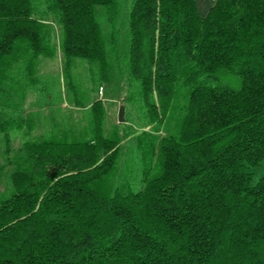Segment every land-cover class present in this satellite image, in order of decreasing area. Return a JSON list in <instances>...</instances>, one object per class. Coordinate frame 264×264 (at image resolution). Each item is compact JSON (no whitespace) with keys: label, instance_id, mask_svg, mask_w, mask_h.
Wrapping results in <instances>:
<instances>
[{"label":"trees","instance_id":"1","mask_svg":"<svg viewBox=\"0 0 264 264\" xmlns=\"http://www.w3.org/2000/svg\"><path fill=\"white\" fill-rule=\"evenodd\" d=\"M121 10L0 0V264H264V0H130L124 47ZM55 27L74 96L81 60L131 111L108 137L96 101L89 140L14 148Z\"/></svg>","mask_w":264,"mask_h":264},{"label":"rangeland","instance_id":"2","mask_svg":"<svg viewBox=\"0 0 264 264\" xmlns=\"http://www.w3.org/2000/svg\"><path fill=\"white\" fill-rule=\"evenodd\" d=\"M130 0H121V43L125 46L127 38L126 19ZM101 22L108 30L103 18ZM56 28L55 56L41 58L36 64V82L27 92L22 110L14 115H21L28 122L29 134L23 131H12V144L18 148L27 139L42 141L89 140L93 137L92 106L96 101L102 103L105 135L112 137L119 131L118 126L126 122L127 111L124 99L127 89L121 75L115 70L109 74L108 81H102L101 73H92L88 65L75 60L73 64V83L76 97L68 89L64 75L63 58L60 48V32ZM124 51V48L122 52ZM125 106V122H119L120 107ZM130 109V110H129ZM3 144L0 134V163L4 162ZM255 181L264 176V163L254 169Z\"/></svg>","mask_w":264,"mask_h":264},{"label":"crops","instance_id":"3","mask_svg":"<svg viewBox=\"0 0 264 264\" xmlns=\"http://www.w3.org/2000/svg\"><path fill=\"white\" fill-rule=\"evenodd\" d=\"M215 0H198L200 14L205 16L213 6Z\"/></svg>","mask_w":264,"mask_h":264},{"label":"water","instance_id":"4","mask_svg":"<svg viewBox=\"0 0 264 264\" xmlns=\"http://www.w3.org/2000/svg\"><path fill=\"white\" fill-rule=\"evenodd\" d=\"M125 106L124 105H122L121 107H120V113H119V122L120 123H124L125 122Z\"/></svg>","mask_w":264,"mask_h":264}]
</instances>
